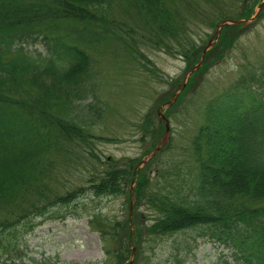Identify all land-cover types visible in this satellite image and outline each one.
<instances>
[{"label": "trees", "instance_id": "1", "mask_svg": "<svg viewBox=\"0 0 264 264\" xmlns=\"http://www.w3.org/2000/svg\"><path fill=\"white\" fill-rule=\"evenodd\" d=\"M116 2L143 25L121 24L112 14ZM173 3L0 0V264H37L28 258L23 237L33 231L36 219L87 191L96 198L127 200L126 218L94 211L89 220L107 241L119 242L116 256L111 255L118 264L126 262L135 240L140 248L143 236L156 240L189 231L195 239L229 248L240 264H264V59L245 63L204 104L188 144L190 171L179 167L165 189L158 179L173 173L160 177L163 170L153 172L155 158L137 172L141 159L104 160L92 145L103 138L89 127L101 121L109 104L99 103L101 80L91 51L118 37V46L132 57L143 46L170 52L167 40L180 33L185 20ZM38 42L42 50L33 48ZM185 45L182 55L189 62L198 45ZM148 125L145 137L152 147L147 154L159 136L151 120ZM53 150L59 152L57 163L73 156L87 167L86 185L62 191L49 158Z\"/></svg>", "mask_w": 264, "mask_h": 264}, {"label": "rangeland", "instance_id": "2", "mask_svg": "<svg viewBox=\"0 0 264 264\" xmlns=\"http://www.w3.org/2000/svg\"><path fill=\"white\" fill-rule=\"evenodd\" d=\"M173 6L185 20L178 26L180 33L167 40L170 52L143 46L132 57L118 46L122 43L118 37L91 51L101 80L99 103H109V107H103L101 121L89 127L91 134L103 138L92 145L104 160L145 159L149 156L147 149L152 147L145 137L148 122L151 120L159 130L155 146L165 136L164 120L158 115L161 111L171 126L166 143L169 147L155 158L153 172L163 170L160 177L168 170L173 173L158 179L161 189L175 179L179 167L182 172L190 171L188 144L204 104L227 87L245 63L264 59V0H174ZM112 14L123 25H143L137 17L130 18L123 4L116 2ZM193 43L198 45V54L187 62L181 46ZM33 48L44 47L38 42ZM58 153L53 150L49 158L55 162L60 177L55 182L61 183L62 191L64 187L86 185L87 167L80 166L72 152L70 159L57 163ZM128 209L126 198H96L87 191L78 200L55 207L51 215L36 219L33 231L22 239L28 258L33 262L34 257L37 264L44 259H51L47 264H118L113 250L119 248V242L107 241L89 220L94 211L110 219L126 218ZM149 214L146 210L145 216ZM195 236L190 231L156 240L143 236L140 248L139 240H135V253L127 255L122 264L130 260L133 264H240L229 248Z\"/></svg>", "mask_w": 264, "mask_h": 264}, {"label": "water", "instance_id": "3", "mask_svg": "<svg viewBox=\"0 0 264 264\" xmlns=\"http://www.w3.org/2000/svg\"><path fill=\"white\" fill-rule=\"evenodd\" d=\"M225 23H226V22H224L223 25H224ZM177 95H178V94L175 95V98L177 97ZM159 114H160V116L163 118V120H164V122H165V124H166V134H165V135L167 136V134H168V132H169V120L164 116V114H163L162 112H160ZM166 136H165V138H166ZM165 138H164V139H165ZM158 150H159V148L153 152V155H154ZM144 162H147V160H145Z\"/></svg>", "mask_w": 264, "mask_h": 264}]
</instances>
